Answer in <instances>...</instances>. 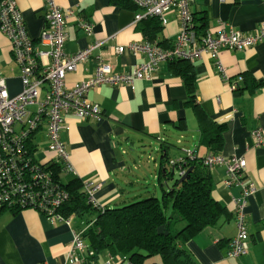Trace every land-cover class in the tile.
<instances>
[{
    "label": "crops",
    "instance_id": "0c3cea01",
    "mask_svg": "<svg viewBox=\"0 0 264 264\" xmlns=\"http://www.w3.org/2000/svg\"><path fill=\"white\" fill-rule=\"evenodd\" d=\"M14 1L29 37L38 41L46 23V0ZM54 2L61 9L71 10L74 15L66 22L68 37L65 54L72 55L95 41L105 42L101 51H97L76 72L66 76L65 84L68 87L93 75L98 62L96 55L109 62L114 72L129 73L145 59L127 52L117 54L116 47L148 43L170 49L179 32L175 13L166 15L165 26L158 19V29H152L150 22L142 24L145 35L136 29L138 22H135V18L143 15L136 6L118 8L112 6L109 0ZM190 9L197 17L205 15V32L214 35L228 29L250 35L264 26V0H192ZM76 17L92 23L91 35L77 28ZM190 64L194 65L196 74V103L210 120L227 123L220 157L224 161L244 159L245 182L253 184L255 191L247 199L244 209L248 232L247 255L238 259L228 258L230 242L237 232L232 201L240 191L236 187L226 188L223 185L225 164L215 166L211 170V196L224 207V211L211 226L195 235L186 244V249L198 264H264V147H254L251 137L254 130H259L264 139V39L244 50H221L214 58L203 54L200 60ZM219 66L223 74L219 72ZM244 76H252L263 84L252 94L236 90L235 85L240 87ZM0 77L5 80L10 97L21 92L20 68L13 59L10 40L1 31ZM86 99L98 106L101 116L98 121L65 116L68 129L61 132L60 138L66 147L73 172L62 176L66 180L74 176L99 184L94 199L102 206L116 207L143 194L141 190L148 179L146 171L151 159L144 163L140 158L136 162L131 155L127 158V148L147 146L151 141L158 146L160 141L165 140L172 144L173 139L177 148L170 149V152H174L172 159L194 153L198 157L207 154V149L199 144L194 112L185 106L187 95L183 83L171 74L168 62L159 64L150 81H136L133 90L103 85L91 90ZM38 132L42 137L39 143L37 134L34 135L38 143L35 155L43 143L44 150L35 159L39 163H46L53 159V155L47 150L45 129ZM142 164L147 167L146 170ZM156 167L157 164L154 169ZM136 185L139 188L134 191ZM74 220L77 219H48L33 209L22 210L15 215L2 211L0 264H61L67 256L72 232L81 228L80 223ZM107 256L103 254L102 261ZM146 260L142 264H161L159 257ZM93 261L90 260V264L101 263L100 258Z\"/></svg>",
    "mask_w": 264,
    "mask_h": 264
},
{
    "label": "built area",
    "instance_id": "2783aa9c",
    "mask_svg": "<svg viewBox=\"0 0 264 264\" xmlns=\"http://www.w3.org/2000/svg\"><path fill=\"white\" fill-rule=\"evenodd\" d=\"M132 3L143 12L137 16L135 22L142 18L154 17L160 20L162 26L167 25L166 15L175 13L179 23V32L170 49H161L148 43H129L115 48L117 54L125 52L131 55L143 56L145 61L136 65L129 73H116L112 65L96 55L97 65L93 75L75 83L72 87L65 84L68 74L74 73L85 62L92 58L97 51H101L105 42L95 41L86 48L72 55L65 54L64 46L68 37L66 22L73 17L69 9H61L54 0L45 1L46 23L38 41H33L25 28L21 12L14 0L0 1V31L11 43V53L14 61L20 68L21 93L10 97L7 92L5 80L0 77V178L5 185L9 184L1 199L8 200L9 195L26 193V189H32L30 196L36 200V209L39 212H49L59 207L66 199L64 193L55 190L51 179L44 176H32L28 185L23 187L13 186L10 170L27 164L20 155L15 159H3L1 153L17 150L19 139L27 138L34 130L45 129L48 141L47 150L53 155V159L62 162L67 173L73 172L69 164V156L60 134L67 130L65 116L71 115L78 120L100 119V110L96 104L87 101V94L103 85L113 87H128L134 89L136 81H150L158 66L162 62L183 60L195 63L203 54L216 57L221 50H244L253 47L264 39V26L250 35L233 31L222 30L211 34L205 32L198 35L193 26L191 13L192 0H131ZM76 26L87 35H91L93 25L91 22L76 17ZM222 25V24H220ZM223 74L222 67H218ZM18 132V134H17ZM254 147H264V139L259 130L251 133ZM191 156V154H188ZM205 165L210 169L220 164H225V178L223 185L226 188L236 187L239 196L233 198L235 207V222L237 232L230 242L227 257L238 259L247 255L248 232L245 219V204L255 187L245 182V160L233 158L224 161L220 156L208 155L204 158ZM183 174V173H181ZM19 176V175H18ZM16 188V189H15ZM83 188L89 195V200L96 208H101L94 199V193L100 185L91 180H85ZM27 196V194H25ZM54 216V215H53ZM51 216V218H54ZM58 218L57 216H55ZM50 217L48 219H51ZM61 219V218H59ZM81 228L72 232V239L68 246L67 256L61 264H90L87 257H91L87 246L82 240L86 227L81 223ZM87 255V257H85ZM90 259V258H89ZM97 264H132L125 257L107 258Z\"/></svg>",
    "mask_w": 264,
    "mask_h": 264
},
{
    "label": "trees",
    "instance_id": "16d2710c",
    "mask_svg": "<svg viewBox=\"0 0 264 264\" xmlns=\"http://www.w3.org/2000/svg\"><path fill=\"white\" fill-rule=\"evenodd\" d=\"M1 1V0H0ZM118 8L135 7L131 0H109ZM192 14L194 30L198 35L205 34L207 20L205 15ZM159 20L147 18L137 23L136 29L146 35L144 23L151 24L152 29L159 28ZM161 23V22H160ZM172 75L180 78L186 91L185 106L191 108L197 119L199 144L207 149V154L198 157L184 155L172 159L170 149L177 148L165 141L159 142V158L155 170V182L160 190V198L153 193L138 194L116 207L102 206L96 208L89 200V195L83 188L85 180L71 176L63 179L64 164L54 159L39 163L35 158L38 143L34 130L27 138L19 139L18 148L2 152V158L23 157L26 165L10 170L12 185L25 186L32 176H44L51 179L55 190L66 195L61 205L51 213L39 212L36 209V198L33 199L32 189H26L24 195L10 194L8 200H0V214L9 211L17 214L22 210L33 209L46 218L51 216L61 219L75 218L86 229L82 240L91 254L90 260H99L101 254L112 257H125L132 264H142L144 260L158 256L161 264H198L186 249V244L205 227L211 226L224 211V207L211 196L213 182L211 170L205 165L204 158L208 155L220 156L223 148V134L227 123L210 120L195 100L196 74L194 65L183 60L168 62ZM263 82L256 81L252 76L242 77L236 90L248 91L252 94ZM18 134V132H17ZM189 174L184 178L185 173ZM183 173V174H181ZM19 175V176H18ZM182 179V180H181ZM9 184L0 178V197H4ZM20 186L19 187H23ZM16 189V188H15ZM147 191V187L144 188ZM27 194V196H25ZM143 197V198H142ZM170 209V214L167 210ZM81 227V225H80ZM164 227L163 232L158 229ZM94 262V261H93Z\"/></svg>",
    "mask_w": 264,
    "mask_h": 264
},
{
    "label": "rangeland",
    "instance_id": "374dc122",
    "mask_svg": "<svg viewBox=\"0 0 264 264\" xmlns=\"http://www.w3.org/2000/svg\"><path fill=\"white\" fill-rule=\"evenodd\" d=\"M41 137H42V134L40 132H38L36 135V140H38L39 143L41 141ZM171 140H172V144L175 145V140H173V139H171ZM145 144H147V143H145ZM136 146L137 147H135L134 149L127 148V153H128L127 158H129V156L131 155L135 159L136 162L140 158V160H142L144 163H146L148 161L147 159H151L148 163L149 169H147V167L142 164L143 168L145 170L147 169L146 174L148 177L146 184L144 186V188L147 187V191H144L145 190L144 188H142V190H141L143 193L144 192L147 193L143 197H146L149 194L153 193L156 197L160 198V190H159L158 186H156V182L153 179V177L155 175V170H156V169H154V165L158 163V158H159V146L152 141L149 142V145H147V146H144V145H136ZM45 149H46V147H45ZM43 150H44V143L41 144V146L39 147V152L37 153V155H35V157H38V155H40V152ZM171 151L173 152V150H171ZM172 152H170L171 155H173V153H174V152L173 153ZM138 188H139V185H136L135 189H133V190L136 191ZM167 214H170V209L167 210ZM74 221H77V223L79 222L78 220H74ZM153 257H158V256H153ZM153 257H151V258H153ZM102 258H103V254L100 255V261L101 262H103ZM146 261L150 262V260H146Z\"/></svg>",
    "mask_w": 264,
    "mask_h": 264
},
{
    "label": "water",
    "instance_id": "95a60500",
    "mask_svg": "<svg viewBox=\"0 0 264 264\" xmlns=\"http://www.w3.org/2000/svg\"><path fill=\"white\" fill-rule=\"evenodd\" d=\"M189 172H190V169L185 173V175H184V177H183L182 179H184V178L189 174ZM182 179H181V180H182ZM163 230H164V227H160V228L158 229V233L163 232Z\"/></svg>",
    "mask_w": 264,
    "mask_h": 264
}]
</instances>
